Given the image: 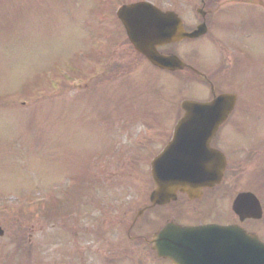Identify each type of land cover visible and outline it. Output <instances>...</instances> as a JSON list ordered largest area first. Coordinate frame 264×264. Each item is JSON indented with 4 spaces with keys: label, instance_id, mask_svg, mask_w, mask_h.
<instances>
[{
    "label": "rangeland",
    "instance_id": "rangeland-1",
    "mask_svg": "<svg viewBox=\"0 0 264 264\" xmlns=\"http://www.w3.org/2000/svg\"><path fill=\"white\" fill-rule=\"evenodd\" d=\"M150 1L183 3L188 17L201 7V0ZM220 1L211 13L213 31L174 49L208 71L218 60L228 65L223 77L229 82L222 88L238 92L240 105L224 131L234 139L249 130L242 144L232 140L235 148L244 146L245 156L234 158L231 175L239 173L236 189L263 195L264 114L258 120L248 109L262 99L254 88L263 85L264 26L257 35L262 24L253 16L264 13V0ZM115 2L0 0V225L6 231L0 264H65L74 259L76 246L91 242L94 222L105 227L109 214L106 224L116 234L128 227L132 219L122 224L125 216L119 215L146 206L143 197L153 188L150 161L169 140L179 103L209 96L192 78L180 82L139 59L112 14ZM234 181L216 209L228 206ZM83 183L78 207L68 192ZM33 198L54 200L55 208L32 206ZM207 202L179 212L181 201L164 214L198 222L215 216ZM161 218L152 211L135 227L151 231ZM113 234L115 244L126 243Z\"/></svg>",
    "mask_w": 264,
    "mask_h": 264
},
{
    "label": "water",
    "instance_id": "water-1",
    "mask_svg": "<svg viewBox=\"0 0 264 264\" xmlns=\"http://www.w3.org/2000/svg\"><path fill=\"white\" fill-rule=\"evenodd\" d=\"M154 10L144 4L132 7H124L120 10L119 16L121 17L131 41L135 44V47L146 54L154 64H158L163 68H169L172 70L183 69L186 66L176 58L166 59L157 56L155 48L158 44H162L165 41H169L171 37L166 38L168 34L163 29L174 30V19H167L165 17H159V26H152L151 21H158V17L154 15ZM141 15L146 16L147 19L141 18ZM163 16V15H161ZM140 17V18H139ZM138 18V19H137ZM137 19V20H136ZM150 23H147V22ZM163 28V29H162ZM158 29V30H157ZM178 36L182 35V27L178 26ZM230 102V97H221L212 105L189 102L186 101L183 104V108L186 112L185 117L180 121L175 129V136L172 144L169 148L158 158H156L152 164V174L156 190L152 194V201L154 204L167 203L176 198L179 191L189 192L196 187L195 184L199 180L205 179L206 185H202L203 188L211 186L213 183L220 181V177L223 173L225 164L219 156H212L211 151L208 150V144L217 132L221 122L212 121L214 116L219 119L221 112L225 111V105ZM234 99H231V103L234 104ZM231 110H229L230 112ZM218 112V113H217ZM223 121V120H222ZM192 143V149L198 148L203 155L204 161H197L194 157L196 153H189L187 150ZM198 143V144H197ZM219 175L217 176V173ZM200 173H203L201 176ZM242 197L237 201L235 205L238 208L242 202ZM181 231V230H180ZM198 231L203 236L206 235L204 244L213 245L218 247V239L222 238L227 245L247 244L251 243L255 246L257 244L246 235L238 233L236 229L220 231L222 233ZM0 230V234H2ZM190 232L183 230L182 232H176L181 236L188 238ZM198 236H200L198 234ZM251 250L257 254L256 247L249 245ZM254 248V249H253ZM256 249V250H255ZM264 249V248H262ZM260 255L263 256L261 263L264 264V250H260Z\"/></svg>",
    "mask_w": 264,
    "mask_h": 264
},
{
    "label": "flooded vegetation",
    "instance_id": "flooded-vegetation-1",
    "mask_svg": "<svg viewBox=\"0 0 264 264\" xmlns=\"http://www.w3.org/2000/svg\"><path fill=\"white\" fill-rule=\"evenodd\" d=\"M205 9H206V6H205ZM203 11L204 12H201L198 16V19H197L198 25L204 22L208 24L207 17H208V14H210L211 12H208L207 14L205 10ZM215 145L222 149L230 151L231 143L227 141V138L219 137V139H216ZM243 150L244 149L240 150L239 155L245 156V152H241ZM228 160H229V165L231 164L232 166H236V164L234 165L233 152L230 155H228ZM224 185L225 184L207 191L205 195L203 196V199L200 201L189 202L187 200V202H189L190 205L193 206V208H196V204H199V203H203V205L204 204L207 205L208 204L207 199L210 198V201L213 203L210 212L212 211V214L215 215V216L210 215V217H214V218H211L210 220L214 222H205V223H218V221H221L220 219H225V220L227 219L228 217L227 207H218L216 209L214 206L215 202L219 203V201H223L221 198L225 199L226 197L227 191L222 192L223 189L226 187ZM226 189L228 188L226 187ZM263 204H264V201H263ZM201 205L202 204H200L199 207H201ZM263 209H264V206H263ZM208 210H209V206H208ZM206 219L207 218L204 217L202 218V220L196 222V221H193L194 219L191 220L187 218V220L185 221L190 224H199V223L202 224L203 220H206ZM260 222L261 221L256 222V221L249 220V221L243 222V225H248V224L252 225L253 229L259 233L261 230H264V226H262L264 223H260ZM113 231L114 229H102V230L98 228L91 229V232L93 234H88V236L94 239H90L92 242L90 247H88V249L84 251L79 246H76L75 248L76 253L73 252L71 256V257H74V259L67 261L65 264H171L169 261L159 258L157 252L154 250V244L151 243V239L154 233L156 232L155 230L148 231V230L143 229L142 227L125 228L124 229L125 233L118 235L120 238L124 237L127 240L125 244H115L114 243L113 241L114 237L110 238V236L113 234ZM100 235H102V237H100ZM113 235H117V234H113ZM98 237H100L103 241L106 242L104 247L107 252L104 253L103 255L105 257L103 261H100L98 259L99 254L96 253L92 247L93 243L95 242V239L99 240ZM116 251H120V252L116 253ZM93 257H96L98 259V263L94 262L91 259ZM46 263L50 264V261H46Z\"/></svg>",
    "mask_w": 264,
    "mask_h": 264
}]
</instances>
